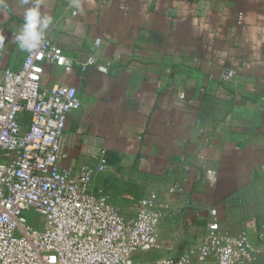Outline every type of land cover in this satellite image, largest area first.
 <instances>
[{
    "label": "crops",
    "instance_id": "0c3cea01",
    "mask_svg": "<svg viewBox=\"0 0 264 264\" xmlns=\"http://www.w3.org/2000/svg\"><path fill=\"white\" fill-rule=\"evenodd\" d=\"M76 2L79 8L71 0H42L53 18L47 32L72 64L67 71L45 63L42 84L73 85L82 101L68 114L61 164L76 171L105 160L91 188L126 217L136 214L141 198L158 194L168 207L157 255L178 257L200 246L212 208L223 233L248 232L258 242L264 0ZM5 4L0 77L19 69L27 54L12 37L27 5ZM255 264H264V254Z\"/></svg>",
    "mask_w": 264,
    "mask_h": 264
},
{
    "label": "built area",
    "instance_id": "2783aa9c",
    "mask_svg": "<svg viewBox=\"0 0 264 264\" xmlns=\"http://www.w3.org/2000/svg\"><path fill=\"white\" fill-rule=\"evenodd\" d=\"M45 63L72 69L48 32L19 69H7L0 77V264L257 262L264 254V224L258 242L248 232L223 233L216 208L210 210L213 220L200 246L178 257L151 256L162 248L158 225L167 204L158 194L145 196L137 202L136 214L126 217L107 194L91 188L96 172L106 169L105 160L97 168L83 164L76 171L61 164L67 117L82 101L73 85L43 86ZM207 174L216 178L214 170ZM30 210L43 217L41 227L28 220ZM141 253L149 254L145 258Z\"/></svg>",
    "mask_w": 264,
    "mask_h": 264
},
{
    "label": "clouds",
    "instance_id": "9594fccd",
    "mask_svg": "<svg viewBox=\"0 0 264 264\" xmlns=\"http://www.w3.org/2000/svg\"><path fill=\"white\" fill-rule=\"evenodd\" d=\"M20 3L27 7L23 12V23L13 33V40L21 52L31 53L40 47L53 18L42 10V0H20ZM71 4L80 7L76 0H71ZM0 10H6L5 0H0ZM2 40L3 36H0Z\"/></svg>",
    "mask_w": 264,
    "mask_h": 264
},
{
    "label": "rangeland",
    "instance_id": "374dc122",
    "mask_svg": "<svg viewBox=\"0 0 264 264\" xmlns=\"http://www.w3.org/2000/svg\"><path fill=\"white\" fill-rule=\"evenodd\" d=\"M26 216H27L28 220L30 221V223H32L34 226H36V227H41L42 226L43 217L39 213L35 212L34 210H30V211L26 212ZM155 253L158 254L159 251L158 250L157 251H153V252L150 253V255L153 256V255H155ZM148 254L149 253H141L140 255L142 257L147 258Z\"/></svg>",
    "mask_w": 264,
    "mask_h": 264
}]
</instances>
